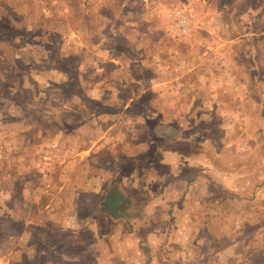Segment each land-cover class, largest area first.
Listing matches in <instances>:
<instances>
[{"label":"rangeland","instance_id":"obj_1","mask_svg":"<svg viewBox=\"0 0 264 264\" xmlns=\"http://www.w3.org/2000/svg\"><path fill=\"white\" fill-rule=\"evenodd\" d=\"M261 4L0 0V264H88L101 251L94 244L116 254L115 238L92 235L91 224L61 226L70 212L88 220L99 199L92 191L101 183H107L104 195L121 186L147 200L135 205L139 212L150 211L148 197L168 173L162 162L168 148L193 155L206 150L214 170L207 160L204 170L177 175L215 187L197 183L205 197L192 203L190 187L182 189L166 214V204L159 205L156 223L173 230V242L189 241L191 232L181 230L210 225L204 216L220 210L226 217L212 222L221 236L199 238L206 248L220 244L222 257L214 262L234 264L239 256L242 264H264V122L230 126V138L225 132L213 141L217 120L194 124L191 115L212 101V83L219 85L230 67L245 71L234 62L242 51L249 57L247 94L259 104L250 110L264 111V22L252 23L250 14V5ZM243 35L251 40L242 41ZM229 94L215 95L228 102ZM172 121L189 124L186 135L199 136L166 142L156 128ZM211 146L219 155L208 153ZM230 178L240 191L221 181Z\"/></svg>","mask_w":264,"mask_h":264},{"label":"crops","instance_id":"obj_2","mask_svg":"<svg viewBox=\"0 0 264 264\" xmlns=\"http://www.w3.org/2000/svg\"><path fill=\"white\" fill-rule=\"evenodd\" d=\"M263 6L264 4H261L260 7L250 5V14L252 16H255L254 19H252V23H255V19L260 20L261 22L263 20L264 22V14L259 13L264 11ZM252 34L256 33L253 32ZM260 35L262 38L259 40V42L261 43L264 41L263 27L260 31ZM241 39L242 41L246 39L248 41L251 40V38L247 35H243ZM241 39L239 38V40ZM248 58L249 57L246 51L240 52L239 57L236 58L234 62H242L244 64L243 68L245 71L242 72V69L230 67L229 71L223 74L224 79L219 83V85H215L214 83H212V88L214 89L212 101H203L201 106L195 103V105L200 106L201 110L197 109L195 116L191 113V115L193 116V121H195L193 122L194 124L202 123L208 119H211L213 122L217 120L216 122H218L216 124V139L212 137L213 141H218L220 135L225 133L230 126L237 127L238 124H240V128H243L242 125L244 123L253 124L255 122H264V111L259 112L258 109L256 111L250 110L252 109V106L258 107L259 104L254 102L251 99V96L247 94L250 76V73L247 71L248 68L246 66L249 64ZM227 78L228 81H226ZM206 89L209 88L206 87ZM223 89L230 92L228 102L221 101V98L219 96L217 98V96L215 95L221 92ZM221 118L224 121H222ZM179 123L181 124L172 121L169 124H161L157 126L156 131L158 132V135L160 137H163L165 139L166 142H168L169 140H186V138L191 139V137L197 138L199 136H194L190 133L186 135V133L188 132H186V129L188 128L189 124L185 125L183 121ZM226 134L229 138L231 137V133L226 132ZM239 137L242 138L244 137V135H240ZM246 139L247 137H245V140ZM202 141L204 142V140ZM201 145V147L204 146V144ZM200 149L201 152H198L194 155L187 154L179 149H176L178 150L176 151L174 148H172V150L168 148L163 153L164 159L162 160V162L163 165L166 166L165 168L168 173L166 174V177L164 179L159 178V184L155 186L152 195L148 197V203L152 204V208L150 211L139 212L140 209H138L135 205L146 203L147 200H140L137 194L126 195L125 190H122L121 186H116L114 188L115 192L104 195V191H106L104 189L107 183H101L97 189H94L92 191H97V193L99 194V199L96 210L89 216L88 220L81 221L80 216L75 215L76 213L70 212L66 216V221L64 222V224H62L61 230L69 231L72 229H84L87 224H91L90 228L92 230L94 229L91 233L92 235L94 233V235L98 236L100 239L115 238V242L112 244L111 250H115L116 254L112 253L110 255L109 248H105L104 246H101L100 248L98 244H94L92 246V249H101V251L100 253L95 254L94 259L92 255V261H90L88 264H208L206 262L208 260L211 261L209 264H217L214 262L215 259L222 257L219 256L221 255L219 253L220 244L213 243L211 247L209 246L206 248L204 241L199 240V238L200 236L204 237L205 234H209L211 235V237L212 235L221 236V228H216V226L214 225L215 222H212L213 220L221 217L220 210L217 211L214 215H210L207 213V215L204 216L203 220L211 219L210 225L196 226L195 228L190 229L188 227L187 229L181 230L182 234L191 232V238L189 239V241H187V239L185 241L179 240L180 242L177 243L180 244L173 242V230L168 228V226L166 225L160 226L156 223L157 214L159 215V211L161 212L162 210L159 205L166 204V214V212H168L167 209L169 208L167 206V203H173V201H175L177 197H181L182 189H188V187H190V193H186V198L189 202L192 203L194 201L200 202L199 200L205 197V189L201 190V193H203L201 194L199 190L196 189L197 183L204 187L211 183L215 187L214 181L197 178L195 179L194 177H191L190 179H182L183 177L177 175V173L183 171V169L184 171L187 169L188 172L190 170H195V167L203 170L204 168H206V161L208 159H206L204 155H206L207 152L203 148ZM86 150L88 149H84L83 151ZM153 150L155 151V149ZM207 151L208 153L219 155L220 148L217 146H211V149ZM176 160L179 162H177ZM208 167L211 168L208 169L214 170L213 164L211 166L208 165ZM224 180L221 181L223 183H228L227 185H229L230 189L240 191L236 189L237 181H234L236 179L232 180L230 178ZM177 181L179 183L183 182L182 184L185 185L184 188H181L180 186V190L176 189L178 186ZM86 182L88 183L86 184L89 185V181L86 180ZM239 189H241V187H239ZM242 189H244V186H242ZM184 192L185 190H183L182 193ZM231 194L232 193L229 194L231 197L234 198L235 196L238 198L237 194ZM172 195L173 197H171ZM248 197H250V195L245 197L246 202L250 201L247 199ZM75 199L76 201L77 199L80 200V198ZM228 201H230V199H228ZM73 203H76L75 200L70 205L68 204V211L70 210V207L75 206ZM127 204H132L131 207L135 206L137 210H132L131 212V207ZM152 210L154 211L152 212ZM54 213L55 212L53 211L50 212V214ZM242 215L244 216V218L248 217L246 213H241L239 217H241ZM223 217L225 218L226 215L222 216L221 218ZM121 222H123L122 228H119L120 226H115V224L117 225ZM146 222H148L147 225ZM129 223H132L134 226L129 225ZM182 234L180 235L182 236ZM194 237L196 238V243L193 242L195 239ZM21 255L23 257V252L21 253ZM234 259L235 260L233 261H236V263L234 264H242V262L246 261V259L240 258L239 256H234ZM21 263L23 264L22 260ZM58 264H61V262H58Z\"/></svg>","mask_w":264,"mask_h":264},{"label":"built area","instance_id":"obj_3","mask_svg":"<svg viewBox=\"0 0 264 264\" xmlns=\"http://www.w3.org/2000/svg\"><path fill=\"white\" fill-rule=\"evenodd\" d=\"M186 25H187V21L186 20H182L181 21V26L186 28Z\"/></svg>","mask_w":264,"mask_h":264}]
</instances>
